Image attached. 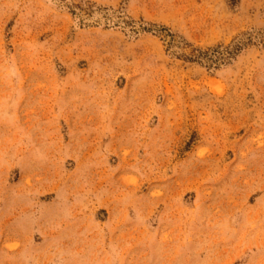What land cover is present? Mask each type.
<instances>
[{
  "label": "rangeland",
  "instance_id": "rangeland-1",
  "mask_svg": "<svg viewBox=\"0 0 264 264\" xmlns=\"http://www.w3.org/2000/svg\"><path fill=\"white\" fill-rule=\"evenodd\" d=\"M0 264H264V0H0Z\"/></svg>",
  "mask_w": 264,
  "mask_h": 264
}]
</instances>
